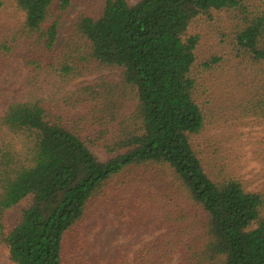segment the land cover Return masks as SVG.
Returning <instances> with one entry per match:
<instances>
[{
	"label": "trees",
	"instance_id": "16d2710c",
	"mask_svg": "<svg viewBox=\"0 0 264 264\" xmlns=\"http://www.w3.org/2000/svg\"><path fill=\"white\" fill-rule=\"evenodd\" d=\"M93 2L58 40L71 0H0L18 19L0 28V75L15 59L29 68L22 96L0 115V248L13 264H66V233L135 171L158 166L166 231L128 264H264V187L251 190L219 155L205 163L195 146L208 122L264 124V0ZM213 16L220 42L249 63L234 78L213 71L225 54L197 63L190 27ZM11 96L0 87V100Z\"/></svg>",
	"mask_w": 264,
	"mask_h": 264
},
{
	"label": "rangeland",
	"instance_id": "374dc122",
	"mask_svg": "<svg viewBox=\"0 0 264 264\" xmlns=\"http://www.w3.org/2000/svg\"><path fill=\"white\" fill-rule=\"evenodd\" d=\"M86 1L71 0L64 21L59 27L58 40L65 37V28L74 17L95 3L93 2L95 0H88L87 4ZM14 15L11 9L0 11V28L14 25L18 20ZM218 20V16L202 18L198 25L190 27V32L200 37L195 51L197 63L207 60L210 55L225 54L226 62H220V66L213 71L221 72L220 69L224 68L231 74L227 79L234 78L236 69L242 71L249 63H241L235 59L229 47L220 42L215 28ZM221 22L228 28L225 20L221 19ZM228 54L231 57L229 61H232V72L226 64ZM28 72L29 68L25 66L24 61L15 59L0 75V87L12 93L10 98L0 100V115L7 103L18 101L22 96ZM243 73H249V69H245ZM102 74L117 84L121 81L119 71ZM212 74L200 75L201 82L210 84L208 93L217 91L213 86L215 80ZM97 77L98 75L86 76L73 84L92 83ZM132 109V103L125 104V112H131ZM195 146L205 163L213 156L219 155L227 169L244 180L251 190H260L264 187V124L259 120L243 118L237 122L231 120L225 122L220 119L215 120L213 124L208 122L206 128L196 138ZM92 151L101 161L108 158L107 152L100 146L93 147ZM156 175H162L158 166L135 171L127 189L109 194L94 206L79 224L66 233L63 240V257L66 264H128L138 249L144 244L153 243L163 234L166 227L158 226L157 221H162L160 212L166 211L168 207H159V203L156 202V199L164 198L160 183L153 181L158 179ZM24 205L25 201L7 212L4 220L6 229L15 225ZM0 264H13L9 260L8 251L4 248H0Z\"/></svg>",
	"mask_w": 264,
	"mask_h": 264
}]
</instances>
